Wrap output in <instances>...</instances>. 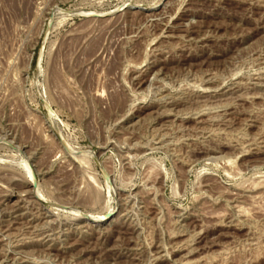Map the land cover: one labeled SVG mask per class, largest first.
I'll return each mask as SVG.
<instances>
[{
  "label": "rangeland",
  "instance_id": "1",
  "mask_svg": "<svg viewBox=\"0 0 264 264\" xmlns=\"http://www.w3.org/2000/svg\"><path fill=\"white\" fill-rule=\"evenodd\" d=\"M0 264H264V0H0Z\"/></svg>",
  "mask_w": 264,
  "mask_h": 264
},
{
  "label": "bare ground",
  "instance_id": "2",
  "mask_svg": "<svg viewBox=\"0 0 264 264\" xmlns=\"http://www.w3.org/2000/svg\"><path fill=\"white\" fill-rule=\"evenodd\" d=\"M121 6V5H120ZM91 14V13H90ZM89 14V16H94V15H96V17H101V16H105V14L104 15H98L99 13H94V14H92V15H90ZM40 199V198H39ZM89 216V215H88ZM106 214H104V215H100V216H96V217H92L91 219L93 220V224H98V223H101L105 218H106Z\"/></svg>",
  "mask_w": 264,
  "mask_h": 264
}]
</instances>
